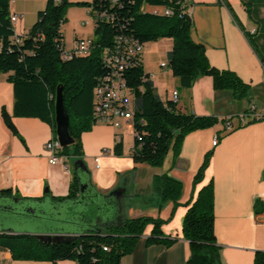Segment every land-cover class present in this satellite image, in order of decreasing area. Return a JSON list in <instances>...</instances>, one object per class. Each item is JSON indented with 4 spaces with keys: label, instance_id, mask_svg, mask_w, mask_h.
<instances>
[{
    "label": "crops",
    "instance_id": "0c3cea01",
    "mask_svg": "<svg viewBox=\"0 0 264 264\" xmlns=\"http://www.w3.org/2000/svg\"><path fill=\"white\" fill-rule=\"evenodd\" d=\"M47 1H11L10 15L21 17L14 25L17 35L29 33ZM186 5L192 15L193 42L205 48L213 68L231 71L248 85L246 96L238 99L230 91H216L211 77H201L191 88H183L168 66L173 40L161 39L145 44L141 63L162 102H171V94L177 92V111L197 117H213L218 124L187 134L178 145L174 143L159 168L134 162L135 132L131 122L119 119V128L96 123L90 132L83 133L82 160L91 171L90 178L84 176L83 183L90 179L92 194L109 196L118 193L109 196L110 203L116 207L114 211L109 216L103 215L99 222L90 223L89 220L95 219L96 215L87 206L88 198L63 203L54 200L68 197L74 174L71 159L66 158L69 171L63 164L49 163L44 145L57 140L52 127L37 118L13 117L18 133L15 135L4 123L3 109L13 116L14 92L8 82L9 75H1L0 193L10 190L14 197L23 201L54 206L60 211L64 225L67 223L70 228L55 232H21L0 227V234L39 236L58 233L77 238L102 233L107 225L120 224L124 218L152 217L164 221L162 233L167 238L178 239V242L170 248L147 246L146 241L153 230L150 225L134 252L124 257L120 264H184L191 255L189 243L182 234L185 215L199 192L212 184L214 227L221 264H255L257 253H264V0H186ZM142 10L158 15L166 12V8L149 5ZM89 12V9L79 7L68 10V24L61 28L66 51L73 50L79 39L94 38L95 26ZM87 26H91L89 31L84 28ZM67 28L69 34L65 31ZM162 64L167 67L163 68ZM257 115L261 118L257 119ZM215 138L216 146L213 145ZM118 143L122 144L120 156L115 152ZM104 150L107 152L103 153ZM209 152H212L209 166L203 180L195 186L194 178ZM95 159L98 160V169ZM163 175L183 185L177 204L162 203L153 190L154 177ZM65 208L68 211L76 209L79 221H75L76 215L63 218ZM83 214L88 218H82ZM0 264L52 262L18 261L9 251L0 249Z\"/></svg>",
    "mask_w": 264,
    "mask_h": 264
},
{
    "label": "trees",
    "instance_id": "16d2710c",
    "mask_svg": "<svg viewBox=\"0 0 264 264\" xmlns=\"http://www.w3.org/2000/svg\"><path fill=\"white\" fill-rule=\"evenodd\" d=\"M11 1L0 0V76L9 75L8 82L12 84L14 92L13 116L3 109L4 123L18 135L13 117L37 118L49 124L56 134L55 97L61 87L70 116V135L74 140L72 146L63 148L61 156L71 159L73 165L83 159V133L90 132L96 124L93 117L94 90L99 80L107 74L103 54L113 49L118 35L132 38L143 45L172 39L173 49L168 57V66L183 88H191L201 77H211L216 91H230L238 99L244 98L248 92V85L235 73L213 68L205 48L193 42V22L183 13L187 9L184 0H120L116 5L112 0L81 3L48 0L46 8L39 12L37 22L24 36L21 45L13 41L15 30L10 15ZM145 5L166 8L172 15L146 13L142 10ZM71 7L89 9L95 21L94 38L88 56H74L65 61L60 49L64 46L61 28ZM103 13L109 14L112 21L99 19ZM124 75L133 95V160L136 164L162 167L174 143L178 145L187 134L218 124L216 118L183 114L177 111L175 103L162 102L141 60L135 62ZM121 148L122 144L118 143L116 155H121ZM211 157L212 152L205 156L194 178L195 186L203 180ZM153 190L162 203L177 204L183 185L168 175L156 176ZM80 194L78 175L74 173L68 197L54 200L58 203L76 202ZM0 198L20 199L14 197L10 190L2 191ZM214 222V190L210 184L199 192L183 221V239L189 243L191 253L184 264H221ZM164 224V221L152 217L124 218L120 224L107 225L102 233L85 234L56 245L41 244L32 235L3 233L0 234V249L9 251L12 258L18 261L120 264L124 257L134 252L150 225L153 230L146 241L147 246L170 248L176 244L178 239L167 238L162 233ZM104 248L109 251H104ZM255 264H264V253H257Z\"/></svg>",
    "mask_w": 264,
    "mask_h": 264
},
{
    "label": "built area",
    "instance_id": "2783aa9c",
    "mask_svg": "<svg viewBox=\"0 0 264 264\" xmlns=\"http://www.w3.org/2000/svg\"><path fill=\"white\" fill-rule=\"evenodd\" d=\"M59 1V0H57ZM120 0H112L116 5ZM185 4H186V0ZM184 7V6H183ZM184 14H187L192 18L188 8L184 10ZM158 15V14H156ZM164 15H172V12L166 9ZM99 19H106L112 21V17L109 14L103 13L99 16ZM21 20L19 15H11V22L15 25ZM94 24L95 21L93 20ZM255 32H252L254 34ZM24 36H19L15 33L14 43L21 45ZM93 39H79L75 42L73 50L66 51L65 47H60L62 51V59L70 60L74 56L83 57L88 56L91 52ZM144 51V45L132 38L124 35H118L116 38L115 46L111 50H106L103 54L104 64L107 67V74L99 80L97 87L94 90V108L93 117L96 123H103L113 126L115 128L120 127L119 119H124L128 122H134V109H133V95L131 90L127 86L125 80V71L135 65V62L141 60L142 53ZM163 68H166V64H162ZM179 96L177 92L171 94V102L177 103ZM254 111V108H252ZM260 119V116H256ZM217 138L213 142V145H217ZM63 148L58 140H51L44 145V152L49 158V163L52 165L63 164L66 170H70L66 158L61 156ZM107 151L104 150L103 153ZM95 166L98 169V160L95 159ZM104 251L108 252V248H104ZM52 264H74L72 262L52 263Z\"/></svg>",
    "mask_w": 264,
    "mask_h": 264
},
{
    "label": "water",
    "instance_id": "95a60500",
    "mask_svg": "<svg viewBox=\"0 0 264 264\" xmlns=\"http://www.w3.org/2000/svg\"><path fill=\"white\" fill-rule=\"evenodd\" d=\"M55 119H56V135L57 140L62 148L70 147L74 144V140L70 135V116L66 110L64 103L63 89L60 87L55 97ZM74 172L78 175L80 183V197L88 198L90 211L96 215L95 219L89 222H99L103 215H110L116 208L109 201V196L118 193H111L104 196L97 193H91V181L83 183L84 176L90 178L91 171L83 160L74 163ZM48 192V191H46ZM91 193V194H90ZM87 195V196H86ZM82 218H88L87 215H81ZM29 220V223L36 230H44V232H55L57 229L66 231L70 227L66 223L64 225L61 220V213L54 206L45 202H26L20 199L0 198V224L6 223H22ZM71 223V221H69ZM68 222V223H69ZM41 244L56 245L66 242V240L74 237L60 235L58 233H44L36 236Z\"/></svg>",
    "mask_w": 264,
    "mask_h": 264
},
{
    "label": "rangeland",
    "instance_id": "374dc122",
    "mask_svg": "<svg viewBox=\"0 0 264 264\" xmlns=\"http://www.w3.org/2000/svg\"><path fill=\"white\" fill-rule=\"evenodd\" d=\"M68 24V15L66 14V23L63 25V26H65V25H67ZM62 26V27H63ZM83 27V26H82ZM90 27L91 26H87V27H84L87 31H89L90 30ZM66 33L67 34H69L70 33V29L69 28H67L66 30ZM62 33V32H61ZM147 165V164H146ZM71 171H72V173L74 174L75 172H74V167H73V162L71 163ZM68 208H65V213L66 214H64L63 212H62V216H63V218H73L75 215H76V213H77V210L76 209H74V208H72L71 210H67ZM76 211V212H75ZM92 213V212H91ZM74 214V215H73ZM79 219H80V217L78 216V215H76L75 216V221H79ZM0 227L2 228V229H9V228H12V229H14V230H19V231H23V232H26V231H28V232H30V231H36V229L29 223V220H26L25 222H22V223H6V224H0ZM0 228V229H1ZM19 235H23V234H19ZM25 235H30L29 233H27V234H25ZM32 236H34V235H32Z\"/></svg>",
    "mask_w": 264,
    "mask_h": 264
}]
</instances>
